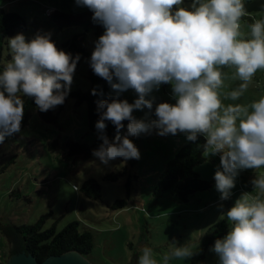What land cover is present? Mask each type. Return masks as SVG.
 Masks as SVG:
<instances>
[{"label":"clouds","instance_id":"1","mask_svg":"<svg viewBox=\"0 0 264 264\" xmlns=\"http://www.w3.org/2000/svg\"><path fill=\"white\" fill-rule=\"evenodd\" d=\"M75 2L105 29L94 42L89 64L116 93L96 101L95 128L102 143L94 157L104 165L117 158L139 160L129 137L154 130L160 136L184 134L190 142L203 136L204 154L220 156L214 180L222 201L230 198L243 170L264 168V97L250 105H224L220 97L227 77L223 69H235L232 78L242 81L225 95L232 101L264 70V18L248 24L244 34L241 18L248 13L243 0H192L187 8L181 7L184 0ZM7 46L10 59L0 71V144L21 132L24 97L34 98L45 113L64 104L81 59L58 50L51 33L37 32L30 41L17 34L7 38ZM164 84L172 86L175 104H156L153 92ZM130 89L137 96L133 103L120 99ZM144 109L149 111L143 119L133 115ZM105 121L116 129L114 141L106 135ZM123 121H128L127 131L120 135ZM250 183L257 194L243 193L227 211L230 230L211 249L219 264H264V174ZM194 255L191 241L178 245L173 239L159 261L151 247H142L138 264H171Z\"/></svg>","mask_w":264,"mask_h":264},{"label":"rangeland","instance_id":"2","mask_svg":"<svg viewBox=\"0 0 264 264\" xmlns=\"http://www.w3.org/2000/svg\"><path fill=\"white\" fill-rule=\"evenodd\" d=\"M255 1L243 0L245 7ZM191 3L192 0H184L181 7L187 8ZM0 6L19 14L27 23L26 29L17 30L11 37L22 33L30 41L37 32L51 33L52 41L61 50L63 42L81 36V44L90 57L75 71L69 94L89 90L88 75L92 71L89 61L94 42L105 30L101 35L82 28L59 31L47 19L54 11L75 15L88 8L77 6L75 0H0ZM262 18L264 11L252 10L241 21L242 33L247 34L248 24ZM4 57L6 62L10 59L7 45ZM223 71L227 73L220 89L224 105H250L264 97V70L254 75L247 91L237 101L224 97L242 81L232 78L235 69ZM153 95L156 104L176 102L164 92L163 85ZM120 96L129 103L137 98L131 89ZM154 109L155 105L153 112ZM148 111L136 110L133 115L143 119ZM56 113L58 120L54 124L43 122L35 114L27 128L0 145V227L9 230L14 226L34 225L43 219V230L55 227L60 232L69 223L79 221L81 229H89L94 236L93 251L87 256L92 264H130V259L132 264H138L144 246L151 247L159 261L173 239L178 245L191 241L195 255L188 260H173L171 264H192L200 253L204 236L213 226L226 221L229 232L227 211L243 193L256 195L250 181L256 174H264V168L243 170L230 198L222 201L214 180L220 156L205 155L206 161L195 170L202 179L211 182V188L194 193L186 203L181 202L173 191L157 194L155 189L166 163L189 142L184 134L160 136L154 130L151 135L129 137L139 149L140 159L125 162L117 158L104 165L96 157L86 161L71 158L65 147L68 140L93 143L94 135L88 129L87 105L76 106L75 100L67 97ZM126 131L127 127L121 135ZM54 140H58L60 146L56 152L49 149ZM114 173L119 174L117 180L106 179ZM92 178L102 187L100 199H90L80 191L83 183ZM119 200L127 201V206L113 209ZM8 253V238L0 229V264H6ZM218 260V256L209 251L204 264H215Z\"/></svg>","mask_w":264,"mask_h":264},{"label":"trees","instance_id":"3","mask_svg":"<svg viewBox=\"0 0 264 264\" xmlns=\"http://www.w3.org/2000/svg\"><path fill=\"white\" fill-rule=\"evenodd\" d=\"M252 11V10H251ZM251 11H246L250 14ZM93 13L90 10L85 12L70 15L58 11L49 13L47 16L48 22L57 30L62 31L67 28H82L86 31H92L97 35L105 30L103 26L95 23L92 20ZM246 18V15L241 18V21ZM27 23L19 14L9 12L5 7L0 6V71L6 65L4 57V48L7 45V38H10L17 30H24ZM60 49L66 53H71L73 57L79 54L81 59L77 64L76 71L79 69L83 61L89 59L90 54L81 44V36H74L71 39L63 42ZM90 88L84 92L77 90L70 93L67 97L73 98L76 106L83 104L87 105V120L88 129L94 135V141L88 145L84 142H76L68 140L65 144L69 157L80 161H86L94 158L93 150L99 148L102 141L98 139V132L95 124L99 119L97 113V100L109 99L110 96L116 94L112 91L110 85L104 79L98 77L93 71L88 75ZM63 83V82H62ZM164 92L172 96V86L170 84L163 85ZM93 89H96L97 95H92ZM103 93L101 95L100 93ZM25 111L22 120L21 131L29 126L35 114H38L41 120L48 124H54L58 120L56 111L63 105L56 106L54 110L41 112L34 102V98L24 97ZM121 100H124L120 96ZM65 103V102H64ZM107 124L106 135L110 141H114L117 135L114 125L110 121H105ZM125 128L128 121H123ZM125 128L121 131L123 133ZM10 137H6L3 143H6ZM2 143V144H3ZM205 139L203 136L198 137L196 142H188L183 145L174 157L166 163L156 186V193L162 194L173 191L177 199L181 202H188L191 195L196 192L206 191L211 188V182L201 178L195 170L197 166L206 161L203 151ZM1 145V144H0ZM60 148L58 140H54L49 144V149L56 152ZM119 174L114 173L108 175L106 179L111 181L117 180ZM83 195L90 199L102 198V187L96 179H88L80 188ZM127 206V201L119 200L112 208L123 209ZM43 219L39 220L34 225H22L12 227L9 230H19L23 234V242L29 254L34 255L39 262H44L52 256H60L70 251H76L87 258L94 248V236L92 232L85 228L81 229V223L74 221L69 223L63 230L57 232L55 227L43 230ZM228 233L226 221H222L213 226L202 241L200 253L192 264H204L206 255L214 247L217 239H222ZM219 264V260L215 263Z\"/></svg>","mask_w":264,"mask_h":264},{"label":"water","instance_id":"4","mask_svg":"<svg viewBox=\"0 0 264 264\" xmlns=\"http://www.w3.org/2000/svg\"><path fill=\"white\" fill-rule=\"evenodd\" d=\"M261 5H264V0H257L247 5L245 9L246 11H264ZM0 229L7 235L9 242L6 264H92L86 257L76 251H70L60 256H52L44 262H39L34 255L28 253L23 242V234L19 230L12 231L2 227ZM130 264H132L131 259Z\"/></svg>","mask_w":264,"mask_h":264}]
</instances>
